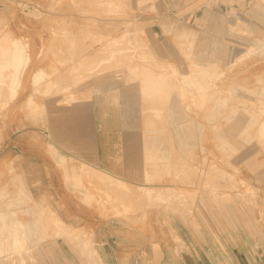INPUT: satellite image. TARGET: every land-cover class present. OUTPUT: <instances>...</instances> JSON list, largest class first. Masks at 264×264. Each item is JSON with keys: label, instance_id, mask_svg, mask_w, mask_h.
I'll return each mask as SVG.
<instances>
[{"label": "rangeland", "instance_id": "rangeland-1", "mask_svg": "<svg viewBox=\"0 0 264 264\" xmlns=\"http://www.w3.org/2000/svg\"><path fill=\"white\" fill-rule=\"evenodd\" d=\"M117 84L121 128L143 139L139 183L44 139L57 109ZM28 140L56 164L23 167ZM263 186L264 0H0V264H96L114 219L178 248L170 214H243Z\"/></svg>", "mask_w": 264, "mask_h": 264}, {"label": "crops", "instance_id": "crops-1", "mask_svg": "<svg viewBox=\"0 0 264 264\" xmlns=\"http://www.w3.org/2000/svg\"><path fill=\"white\" fill-rule=\"evenodd\" d=\"M118 101H121L118 84L92 99L72 100L68 107L57 109L61 112L65 109V117H52L50 130H44V139L54 152L67 145L75 150L86 149V158L96 171L116 181L139 183L144 175L143 139L140 134L127 136L124 133ZM53 110L55 112L56 108ZM86 123L91 126V131L86 135L79 134ZM22 144L21 164L30 167V159L34 156L30 141ZM45 144L42 147L39 143L34 156L38 159L39 172L42 166L56 164L55 156L46 154ZM157 145L160 143L154 142V147ZM263 187L258 204L252 203V209L247 206L243 214L238 209L230 215L210 213L197 215L194 219L170 214L168 222L173 228L172 234L183 243L178 248L169 233L143 231L138 225L114 219L104 223V232L97 238L91 254L96 264H264ZM211 199L214 200L212 195L203 191L199 203L206 205ZM3 214L7 215V212L0 213V217ZM54 217L62 227L61 233L71 232L59 215L54 213ZM193 222L197 223L196 227Z\"/></svg>", "mask_w": 264, "mask_h": 264}, {"label": "bare ground", "instance_id": "bare-ground-1", "mask_svg": "<svg viewBox=\"0 0 264 264\" xmlns=\"http://www.w3.org/2000/svg\"><path fill=\"white\" fill-rule=\"evenodd\" d=\"M146 90L143 92V94H149L150 92H152L153 90H158V86L156 85V84H154V83H151L150 81H147V84H146ZM149 98L150 99H152L153 98V100H154V95L153 94H150L149 95ZM174 106H176L175 104H174ZM174 106H173V108H171V109H173V112L175 113V108H174ZM174 115V114H173ZM181 136V135H180ZM54 221V223H57V221L56 220H53ZM61 232V231H60Z\"/></svg>", "mask_w": 264, "mask_h": 264}]
</instances>
